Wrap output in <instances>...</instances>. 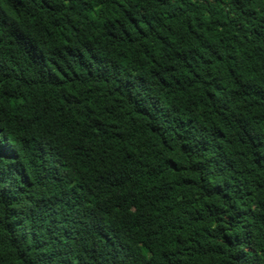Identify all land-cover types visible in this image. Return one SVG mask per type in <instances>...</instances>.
<instances>
[{"label": "trees", "instance_id": "trees-1", "mask_svg": "<svg viewBox=\"0 0 264 264\" xmlns=\"http://www.w3.org/2000/svg\"><path fill=\"white\" fill-rule=\"evenodd\" d=\"M0 264H264V0H0Z\"/></svg>", "mask_w": 264, "mask_h": 264}]
</instances>
